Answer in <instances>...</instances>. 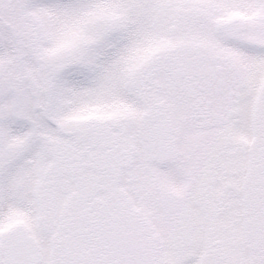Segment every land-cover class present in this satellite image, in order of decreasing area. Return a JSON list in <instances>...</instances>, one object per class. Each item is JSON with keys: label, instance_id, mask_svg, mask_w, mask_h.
Returning a JSON list of instances; mask_svg holds the SVG:
<instances>
[{"label": "snow or ice", "instance_id": "snow-or-ice-1", "mask_svg": "<svg viewBox=\"0 0 264 264\" xmlns=\"http://www.w3.org/2000/svg\"><path fill=\"white\" fill-rule=\"evenodd\" d=\"M0 264H264V0H0Z\"/></svg>", "mask_w": 264, "mask_h": 264}]
</instances>
